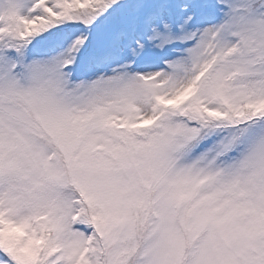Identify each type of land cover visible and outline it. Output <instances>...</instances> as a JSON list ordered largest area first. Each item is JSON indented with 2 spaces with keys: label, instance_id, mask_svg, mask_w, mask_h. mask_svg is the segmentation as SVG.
I'll use <instances>...</instances> for the list:
<instances>
[{
  "label": "snow or ice",
  "instance_id": "1",
  "mask_svg": "<svg viewBox=\"0 0 264 264\" xmlns=\"http://www.w3.org/2000/svg\"><path fill=\"white\" fill-rule=\"evenodd\" d=\"M0 264H264V0H0Z\"/></svg>",
  "mask_w": 264,
  "mask_h": 264
}]
</instances>
